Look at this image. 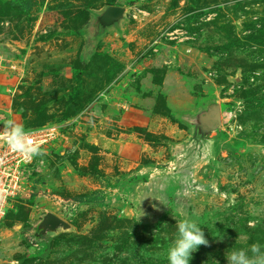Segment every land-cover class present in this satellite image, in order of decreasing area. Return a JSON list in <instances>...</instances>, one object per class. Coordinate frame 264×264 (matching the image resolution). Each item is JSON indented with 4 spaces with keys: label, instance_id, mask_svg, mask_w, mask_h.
Listing matches in <instances>:
<instances>
[{
    "label": "rangeland",
    "instance_id": "rangeland-1",
    "mask_svg": "<svg viewBox=\"0 0 264 264\" xmlns=\"http://www.w3.org/2000/svg\"><path fill=\"white\" fill-rule=\"evenodd\" d=\"M109 6L126 12L101 29ZM242 91L261 106L246 110ZM208 99L222 124L198 156L184 146L187 118ZM153 106L156 134L128 132L147 133ZM5 118L57 124L64 137L35 157L27 194L12 200L0 264H155L164 253L147 234L160 224L170 245L185 218L209 242L202 259L227 264L232 250L264 248V0H0ZM119 135L123 156L105 148ZM47 212L68 227L42 234ZM133 221L142 242L119 251Z\"/></svg>",
    "mask_w": 264,
    "mask_h": 264
},
{
    "label": "clouds",
    "instance_id": "clouds-1",
    "mask_svg": "<svg viewBox=\"0 0 264 264\" xmlns=\"http://www.w3.org/2000/svg\"><path fill=\"white\" fill-rule=\"evenodd\" d=\"M0 123L3 124L0 129V143H3L8 150L27 158L43 154L40 146L32 139L35 135L32 130L7 118ZM176 231V238L167 249V262L189 264L192 254L200 246L207 247L209 242L196 220L188 218L179 220ZM226 261L227 264H264V248L259 244H253L246 250H232L228 253Z\"/></svg>",
    "mask_w": 264,
    "mask_h": 264
},
{
    "label": "water",
    "instance_id": "water-1",
    "mask_svg": "<svg viewBox=\"0 0 264 264\" xmlns=\"http://www.w3.org/2000/svg\"><path fill=\"white\" fill-rule=\"evenodd\" d=\"M126 9L121 6H109L96 17L99 28L106 29L115 26L123 19ZM190 127V135L184 142V146L193 154L201 156L203 151L210 147L208 136L221 128L220 103L208 99L201 104L199 109L187 118ZM67 228L68 224L53 213H45L40 223L42 234L54 231L57 227Z\"/></svg>",
    "mask_w": 264,
    "mask_h": 264
},
{
    "label": "built area",
    "instance_id": "built-area-1",
    "mask_svg": "<svg viewBox=\"0 0 264 264\" xmlns=\"http://www.w3.org/2000/svg\"><path fill=\"white\" fill-rule=\"evenodd\" d=\"M10 92V91H8ZM57 124H49L32 130L33 141L40 146L41 152L58 138L64 137V132ZM2 129V126H0ZM36 156L27 158L14 153L0 143V228L7 215L10 204L18 196L23 198L29 186V168Z\"/></svg>",
    "mask_w": 264,
    "mask_h": 264
},
{
    "label": "trees",
    "instance_id": "trees-1",
    "mask_svg": "<svg viewBox=\"0 0 264 264\" xmlns=\"http://www.w3.org/2000/svg\"><path fill=\"white\" fill-rule=\"evenodd\" d=\"M22 5V8L25 9L26 11L31 8V6H29V3L28 1H23L21 3ZM242 98L245 99V109L247 110H257L259 108V106H261V104L259 103L258 105H255V101L254 100V96L253 94H251L249 91H242ZM252 98V99H251ZM171 117V116H170ZM128 132H132V133H139V135H141L142 137L144 136H148V137H151V133H146V131L142 130L141 128H137V127H134V128H129L127 129ZM153 136V135H152ZM74 199L77 201V202H93L95 201V196H94V199L93 198H89L88 196H85V195H77L74 197ZM102 223H103V220L98 224V230L101 229L102 227ZM169 223V227H171L172 225V222H168ZM146 227V226H144ZM154 229L156 230L154 234H151V231L147 234V237H149L150 239V243H151V246L154 247V251L156 250H160V253L161 251H163L164 255H161L160 258H157L156 261H155V264H168L167 262V259H166V253H167V249L170 245H168L169 243L168 242H165L163 239H161V233L167 231V229L165 227H161V225L159 224L158 226H154ZM139 228H138V222L137 221H133V227H132V231L131 232H126V233H123L120 238H119V243H120V247L118 248L119 251H121V249L127 245L130 244V238H135V239H138L139 242H142L140 241L141 238V235L139 234L138 232ZM93 231H96V230H93ZM94 233V232H93ZM199 250H197L195 253L192 254V259L190 260L189 264H220V262H216V261H212L211 258H208V259H202L200 257V255L197 253ZM206 252L205 255H209L210 257V254L207 250H204ZM218 252V251H216ZM218 254V253H217ZM216 254V255H217ZM221 257V256H220ZM116 260H118V257L117 256H112L111 258L107 259L106 263L105 264H115ZM199 260H202V261H199ZM204 261V262H203ZM142 264H145L143 263L142 261Z\"/></svg>",
    "mask_w": 264,
    "mask_h": 264
},
{
    "label": "crops",
    "instance_id": "crops-1",
    "mask_svg": "<svg viewBox=\"0 0 264 264\" xmlns=\"http://www.w3.org/2000/svg\"><path fill=\"white\" fill-rule=\"evenodd\" d=\"M146 111H144L145 114L147 113ZM155 117H157V116L154 114V106H153L152 111L151 112L149 111V117L147 115L146 118H145V121H144V119H142V122L140 124V126L147 128V132H149V133H151L153 135L156 134V131L154 130V125H155L154 118ZM117 122H118L119 125L122 124V121L120 119V116H119ZM120 137H121V135H119L116 139L106 138L107 139V142H106V147L105 148L109 152H116L118 155L123 156L124 154L122 153V151L120 149ZM149 149H151V148H150V146L148 144L143 150H144V152L146 154H148ZM138 154L142 155L143 153H141V151H140V153H138ZM136 156H137V152H136Z\"/></svg>",
    "mask_w": 264,
    "mask_h": 264
}]
</instances>
